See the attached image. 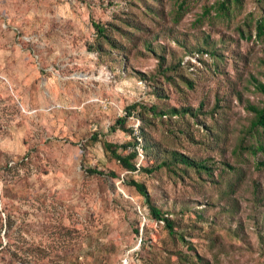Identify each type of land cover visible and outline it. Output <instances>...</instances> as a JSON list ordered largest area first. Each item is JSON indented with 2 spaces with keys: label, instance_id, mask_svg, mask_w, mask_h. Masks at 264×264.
Wrapping results in <instances>:
<instances>
[{
  "label": "rangeland",
  "instance_id": "rangeland-1",
  "mask_svg": "<svg viewBox=\"0 0 264 264\" xmlns=\"http://www.w3.org/2000/svg\"><path fill=\"white\" fill-rule=\"evenodd\" d=\"M215 1L188 0L180 11L178 0H150L157 15L143 17L130 0H0V264H155V259L158 264L163 249L194 252L202 258L196 264H264V245L253 230V219L264 212V167L256 169V159L246 153L232 155L243 136L240 131L252 119L245 105L264 100L252 83L256 78L264 84V41L254 31L247 39L248 34L236 31V22L210 15L197 23L203 8ZM243 3L245 18L264 15V0ZM114 16L144 24L146 32L137 33L141 39L169 28L187 33L194 42L202 33L210 35L221 58L198 62L185 57V64L193 63L183 72L193 90L179 79L174 86L162 83L170 96L165 102L197 106L221 99L218 123L206 118L225 132L215 150L187 143L183 150L192 157L233 164L237 175H225L219 185L201 193L174 183L165 172L128 175L109 158L102 142L131 140L113 129L125 117V108L135 102L157 103L147 81L124 71L120 55L99 58L86 49L94 37L92 23L111 22ZM134 55L130 63L135 69L154 70L152 57ZM157 124L151 132L163 140L165 125ZM140 125L134 116L126 121L135 131ZM201 134L195 132L196 139ZM95 135L99 141H93ZM137 163L151 162L139 155ZM89 169L116 177L90 174ZM130 177L144 183L156 206L173 212L170 217L195 247L192 253L182 242H172L163 223L148 216L143 198L127 185ZM227 181L235 185L228 202L236 206L231 208L236 224L244 229L240 239L227 228L236 224L228 225V215L222 213ZM254 184L263 197L261 205L252 204ZM199 210L212 223L197 222ZM143 238L148 242L140 249Z\"/></svg>",
  "mask_w": 264,
  "mask_h": 264
},
{
  "label": "trees",
  "instance_id": "trees-1",
  "mask_svg": "<svg viewBox=\"0 0 264 264\" xmlns=\"http://www.w3.org/2000/svg\"><path fill=\"white\" fill-rule=\"evenodd\" d=\"M116 0H109L113 3ZM131 3L139 5L140 13L143 17L156 16L157 11L151 6L150 0H130ZM157 2L158 0H152ZM188 0H178L177 10L183 11L186 9ZM213 11L214 15L211 14ZM244 3L243 0H216L211 6H206L198 15L196 22H202V18L209 16L224 20L226 23L236 22V31L247 39L252 37V31L256 38L264 41V15L258 20H249L243 15ZM179 17V12H175ZM133 18H123L114 16L111 22H93L94 37L91 42L86 44L88 52H94L99 58L103 56L120 55L118 60L122 64L124 71L127 69L132 71L141 80L148 82L152 95L157 99V103L146 105L142 102H135L125 108L126 115L124 118H119L116 121L113 129H119L131 137V140L123 144H114L110 142H102V147L106 154L112 159L118 168L132 175L134 173H142L146 176H153L159 172H165L173 180L174 183L181 182L190 186L196 187L199 192H205L206 187L216 186L220 184V180L225 179V175L230 173L238 174V168L226 161L217 163L210 157H192L184 152V143L191 145L202 146L205 150H215L217 143L221 140V136L225 133L219 129L217 116L223 114L221 99L215 97L212 105H205L200 101L197 106H192L187 103H178L169 106L166 104L170 96L165 90L162 83L169 86H174L177 79L183 83L187 89L193 90V82L184 76L185 67H192L193 63L189 60L196 59L198 62L203 61V57H210L216 60L221 58L216 50V44L210 40V35L202 33V38L198 41H190L187 33L176 34L171 28L162 30L159 33L153 32L145 38L137 36L138 32H146V26L142 23H135ZM244 25L245 30L242 29ZM139 43V45H138ZM127 44H131L128 46ZM135 50V51H134ZM180 50V53L177 51ZM139 56H150L155 60L154 70L142 72L135 69L130 63L131 57L135 53ZM137 57V56H136ZM189 57V60L184 63V58ZM260 64L264 66V58L260 59ZM255 91L262 95L264 99V84L256 78H252ZM237 97L241 99L242 95L237 92ZM244 109L252 115V119L247 128H243L238 144L232 150V155L239 158L243 153L254 157L255 168L260 170L264 167V161L258 160V157L264 159V100L260 105L246 104ZM136 117L141 125L137 131L126 126V121L129 117ZM206 118L211 119L208 123ZM164 124L166 134L163 140L156 139L151 130L157 128V123ZM201 131V137L196 139L195 132ZM93 141H99L92 138ZM247 143V144H246ZM146 162H151L149 165H137L139 151ZM217 173L215 174V171ZM90 174L106 175L115 178L114 172L105 174L97 169H89ZM127 185L134 189L144 201L148 210V216L158 222L163 223V229L172 242H182L188 253L194 251V246L186 240L189 235L180 230L175 218L170 217L172 211H164L152 202V199L142 182L136 181L130 177ZM234 184L226 182L223 189V196H227V202L223 206L222 213H226L228 225L237 223L233 208L235 205L228 202V196L234 193ZM217 188V187H216ZM256 184L253 186L252 204L261 205L263 197ZM213 207V204H209ZM197 222H211V218H205L203 210H199L196 216ZM254 233L258 237L259 242L264 245V212L253 219ZM235 228L227 227L233 233V236L240 239L244 235V229L240 222L235 225ZM2 225L0 223V230ZM10 229V226H8ZM133 233L137 236L139 230L135 228ZM148 239L143 238L140 242V249H144ZM165 256H161L158 264H196V261H202L198 255L186 254L180 251H166ZM59 258H63L59 254ZM155 264H157L155 259ZM208 264V263H198Z\"/></svg>",
  "mask_w": 264,
  "mask_h": 264
},
{
  "label": "built area",
  "instance_id": "built-area-1",
  "mask_svg": "<svg viewBox=\"0 0 264 264\" xmlns=\"http://www.w3.org/2000/svg\"><path fill=\"white\" fill-rule=\"evenodd\" d=\"M138 151H139V153H140L139 155H141V150H140V149H138Z\"/></svg>",
  "mask_w": 264,
  "mask_h": 264
}]
</instances>
